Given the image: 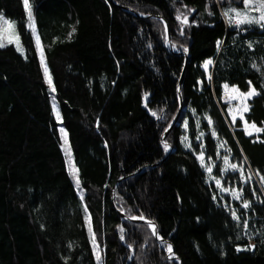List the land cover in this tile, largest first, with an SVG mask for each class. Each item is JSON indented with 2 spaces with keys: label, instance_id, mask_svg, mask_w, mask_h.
Instances as JSON below:
<instances>
[{
  "label": "trees",
  "instance_id": "1",
  "mask_svg": "<svg viewBox=\"0 0 264 264\" xmlns=\"http://www.w3.org/2000/svg\"><path fill=\"white\" fill-rule=\"evenodd\" d=\"M29 6L32 21L24 0H0L20 38L0 47V264H180L170 244L181 264H264V132L249 136L223 102L224 85L254 88L246 121L264 128V26L225 15L243 0ZM225 156L245 183L224 174ZM132 218L153 221L166 244Z\"/></svg>",
  "mask_w": 264,
  "mask_h": 264
},
{
  "label": "rangeland",
  "instance_id": "2",
  "mask_svg": "<svg viewBox=\"0 0 264 264\" xmlns=\"http://www.w3.org/2000/svg\"><path fill=\"white\" fill-rule=\"evenodd\" d=\"M233 9H231L229 11V17H232L233 21L236 19L235 13L232 11ZM236 11H239L241 13H245L247 16L249 17H259L261 12L259 10H254L252 8H244V9H235ZM234 25H236L234 22H232ZM243 25H253V26H262L261 24H256V23H252V24H243ZM243 25H239V26H243ZM0 43L5 44V43H15L18 44L20 43V38H19V34L17 32V28L16 25L13 21H9L8 19H6L5 17H3L2 15H0ZM213 63L211 65L208 66V68L206 69L207 72L210 71L211 67H212ZM232 89H236V88H227L226 89V95L224 96V100L223 102L226 103L228 105V115L230 117V120L232 122H236L237 120H242L244 127L246 129V125L244 123V121L246 120V114L247 112H243V106L246 103L248 105V107L250 108V100L255 97L256 95H253L250 98H247L246 100L240 96V91H233ZM243 116V119H241L240 117ZM235 117V119H233ZM248 131H252L250 128L248 129ZM247 132V131H246ZM260 133H255L253 132L252 136H258ZM65 140L67 141V143H65ZM184 143L186 145L187 148H189V142L187 140V138H184ZM63 150L65 152V150L67 149L70 152V159H71V165L69 163V156L66 155L68 163H69V167L70 170L71 169H75L74 166V162H73V157H72V151L70 148V144H69V140H68V136L65 135L63 138ZM222 151H225V149H223V147H221ZM201 156H203V160H201ZM199 159L201 161V163L205 166L206 171L208 173V177H209V181L210 182H214L217 187L219 188V191L222 195H229L233 200L239 202L242 207L245 204V202L243 201V194L240 190L237 189H229V188H225L223 187V184L220 180H217L214 176H213V167L214 165H207L205 162V158L204 155H199ZM223 163H224V167H223V172L224 174H228L231 172H235V171H240V173L244 176V183L247 181V178L245 177V175L243 174L242 170L237 167L233 168V165L230 162V158L229 157H222ZM72 174V171H71ZM78 176V175H77ZM73 181L76 184V181L72 175ZM79 186V185H78ZM244 208V207H243ZM235 217H237V215L235 214ZM162 244V243H161ZM164 245V244H163Z\"/></svg>",
  "mask_w": 264,
  "mask_h": 264
},
{
  "label": "snow or ice",
  "instance_id": "3",
  "mask_svg": "<svg viewBox=\"0 0 264 264\" xmlns=\"http://www.w3.org/2000/svg\"><path fill=\"white\" fill-rule=\"evenodd\" d=\"M243 3H244V7L245 8H252L254 10H259L261 12L260 16L257 18V17H249L247 16L245 13H241L239 11H236L235 9H233L232 11L235 13V16H236V19L233 21L232 17H229V20L230 22H234L237 26L239 25H243V24H252V23H256V24H261L262 26H264V0H243ZM24 6L26 9H29V20L32 21V13H31V10H30V6H29V0H24ZM225 15L227 16L228 13H225ZM177 19H180V17H177ZM181 23H188V20H187V17L185 16L184 19L181 21ZM32 30L35 31V26H34V23L32 24ZM37 44L39 45V37L37 36ZM4 45L2 43H0V47H3ZM18 50H20L18 48ZM184 51L186 52L187 49H184ZM212 64V61L209 60L205 63L204 67L205 69L208 68L209 65ZM44 73H45V77L46 79L48 80V83L51 84V78L49 76V73H48V69H47V66L45 65L44 66ZM209 79H211V77H209ZM225 88H228L229 86L228 85H224ZM233 91H238L237 89H232ZM52 91H55V89L53 88ZM258 93L256 92V90L253 88L251 89L250 91L246 92V93H240V96L243 97L245 100L247 98H250L252 97L253 95H257ZM55 107V106H54ZM249 110V107L248 105L245 103L244 106H243V109L242 111L243 112H247ZM153 115H156L155 113H153ZM59 113H57V119L59 120ZM241 119H243V116L240 117ZM235 119V117L233 118ZM209 123H211V121H209ZM245 125H246V131H247V134L249 136H252L253 135V132L255 133H261V132H264V128H261V127H258L255 123H251L249 124L248 121H244ZM251 129L252 131H248V129ZM62 133L64 132L63 129L60 130ZM65 143H67V141L65 140ZM165 147V150H167L168 148V145L165 144L164 145ZM65 154L67 156H69V163L71 165V159H70V152L66 149L65 150ZM201 160H203V156H201ZM236 166L233 165V168H235ZM72 171V175L76 181V184L77 186L79 185L80 181H79V178L77 176V172H78V169H71ZM244 208H247L248 207V204L245 203L243 205ZM237 219H239V217H236ZM153 234H156V229L155 227H153ZM94 239V237H93ZM121 239H123V237H121ZM168 251L169 253L172 252V247L171 245H168ZM97 259L99 260V257H97Z\"/></svg>",
  "mask_w": 264,
  "mask_h": 264
},
{
  "label": "water",
  "instance_id": "4",
  "mask_svg": "<svg viewBox=\"0 0 264 264\" xmlns=\"http://www.w3.org/2000/svg\"><path fill=\"white\" fill-rule=\"evenodd\" d=\"M157 19L161 20L164 24H165V27H166V30H167V44L168 45H171V31L169 29V26L168 24L165 22V20L161 17H156ZM170 51L173 52V53H176V54H179V52H177L175 49L173 48H170ZM182 55L185 56L186 58V66L188 64V60H189V56L187 53H182ZM186 66H185V70H186ZM185 70L183 72V75L180 79V82H179V85H178V93H179V99H180V109L174 119V121L172 122L170 128L167 130V132L165 133L164 137H163V142L165 143L166 141V138L168 136V134L171 132V130L176 126L177 122H178V119L182 113V110H183V106H184V103H183V97H182V87H183V79H184V74H185ZM167 151H168V155L171 154L172 152V147L170 145H168V148H167ZM115 195H116V187L113 189V200L115 198ZM123 217H125L124 215H122ZM130 221L134 222V223H141V224H148L150 225L152 231H153V227H155L156 229V234L155 235V238L158 240L159 243H162V244H166V242L162 239H160L159 237V232H158V227L157 225L153 222V221H150V220H147V219H142V218H132V219H129ZM171 245V244H170ZM172 247V252L169 253L168 249H167V253H168V257L169 259L171 260H175L176 262L180 263L181 264V260L178 259L174 253H175V249L174 247L171 245Z\"/></svg>",
  "mask_w": 264,
  "mask_h": 264
}]
</instances>
